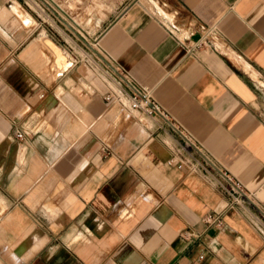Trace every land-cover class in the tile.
<instances>
[{
  "label": "crops",
  "instance_id": "1",
  "mask_svg": "<svg viewBox=\"0 0 264 264\" xmlns=\"http://www.w3.org/2000/svg\"><path fill=\"white\" fill-rule=\"evenodd\" d=\"M69 1L0 0V264H264V0ZM170 124L245 195L168 163Z\"/></svg>",
  "mask_w": 264,
  "mask_h": 264
},
{
  "label": "built area",
  "instance_id": "2",
  "mask_svg": "<svg viewBox=\"0 0 264 264\" xmlns=\"http://www.w3.org/2000/svg\"><path fill=\"white\" fill-rule=\"evenodd\" d=\"M187 51L193 50V48H186ZM108 90L104 94L103 99L105 101L116 100L122 103L130 111L138 112L143 116H160L164 120L166 115L156 104L149 92L130 81L121 72L114 69V74L106 79ZM110 82L114 85L111 86ZM171 128L174 129L181 138V144L178 148L183 150V155L178 154L176 150L173 155L167 159L170 163L174 156H178L176 165L178 167L186 165L192 171H201L205 176L210 178L214 184L221 189L224 193L230 196L231 200L236 201L237 198L245 195V192L240 186V183L232 177L226 170L220 168L212 159H209L201 149L195 145L189 137L183 134L180 130L170 124ZM26 135L22 128H13L11 130V137L14 140L22 141ZM216 174H215V173ZM206 223H212L214 225L220 224V218L217 214H206L204 216ZM202 257L201 254L198 255Z\"/></svg>",
  "mask_w": 264,
  "mask_h": 264
},
{
  "label": "rangeland",
  "instance_id": "3",
  "mask_svg": "<svg viewBox=\"0 0 264 264\" xmlns=\"http://www.w3.org/2000/svg\"><path fill=\"white\" fill-rule=\"evenodd\" d=\"M56 2V0H54ZM98 1H104V0H90V2L86 3V6L89 7L90 9H93L94 11H98L100 10L101 7H98L96 5V2ZM122 0H112V10L115 12L116 11V7L119 6V2H121ZM71 5L76 4L77 2L75 0H70L69 1ZM51 6V5H50Z\"/></svg>",
  "mask_w": 264,
  "mask_h": 264
},
{
  "label": "bare ground",
  "instance_id": "4",
  "mask_svg": "<svg viewBox=\"0 0 264 264\" xmlns=\"http://www.w3.org/2000/svg\"><path fill=\"white\" fill-rule=\"evenodd\" d=\"M45 42H46V40H45ZM49 42V41H48ZM47 43V42H46ZM65 65V64H64Z\"/></svg>",
  "mask_w": 264,
  "mask_h": 264
}]
</instances>
